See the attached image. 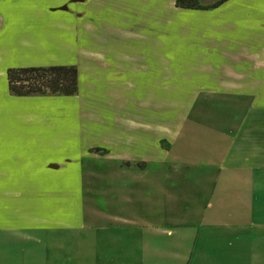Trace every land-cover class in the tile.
<instances>
[{
	"label": "crops",
	"instance_id": "1",
	"mask_svg": "<svg viewBox=\"0 0 264 264\" xmlns=\"http://www.w3.org/2000/svg\"><path fill=\"white\" fill-rule=\"evenodd\" d=\"M37 1L30 25L72 58L0 47L27 102L4 120L45 149L0 164V264H264V0ZM52 64L76 67V93L9 91L8 67ZM184 164L204 167L194 191Z\"/></svg>",
	"mask_w": 264,
	"mask_h": 264
},
{
	"label": "rangeland",
	"instance_id": "2",
	"mask_svg": "<svg viewBox=\"0 0 264 264\" xmlns=\"http://www.w3.org/2000/svg\"><path fill=\"white\" fill-rule=\"evenodd\" d=\"M1 1V0H0ZM5 2L4 5H0L2 10L6 13V29L0 30V47H4L5 50L8 51V54L5 57V61L8 60V62H14V61H21L24 63H28L30 61L32 62H58V60H61L60 58H65L66 62H71V54L66 53L62 54L61 52H58V45L55 43H51L49 41H45L44 37L41 39L40 29H41V23H37L32 28V25H30L29 20L26 18V14L24 12L25 8H34L36 5V2L39 3L37 0H3ZM197 4L201 5H207L210 3V0H195ZM13 6V7H12ZM16 20V21H15ZM10 21L12 23H10ZM15 21V22H14ZM16 27H10V24H13ZM27 33H34L37 36L40 37L41 42L44 44V49H40L38 51L37 49L31 50L28 48L20 47L18 44L15 46L14 44V38H19L23 34ZM22 48V49H21ZM1 57V56H0ZM7 64H2L0 69V77L4 76L3 68ZM9 94V92L6 89L4 80H0V164H3L5 166L10 165V161L12 159L18 158L20 155L22 156H40L41 153L45 150L44 147L38 143L35 142V138H28V135H15L13 128H10V126L5 122L4 119H8V115L10 113V107H21L22 105L25 106L27 102L21 103L19 100L12 99ZM13 97V96H12ZM65 102V101H64ZM68 105L67 102L63 103L62 105ZM34 105L36 107L43 106V102L41 100H35ZM57 106V104H54ZM59 105V104H58ZM2 124V126H1ZM206 122L200 125H191V129L194 127H197L199 129H205L206 128ZM20 128H24V126H20ZM58 129H55L49 135L56 134ZM17 132V131H16ZM19 133V132H18ZM30 139V141H29ZM199 140L195 137H193V140ZM26 140V141H25ZM206 141V140H203ZM207 144L209 143V139H207ZM221 142V141H220ZM218 142V143H220ZM217 143V144H218ZM188 156L193 157L194 159H200L201 155L196 153V151L193 152V148H189V152L187 153ZM216 155L214 159H216ZM177 169L178 171L187 173L186 175H179L178 177V183L176 186L180 187H188L191 188L193 191L195 190V185L190 183L195 179V177H200V173L204 169L203 166L198 165V167H193L191 169H186L185 164L179 165ZM214 170V169H209ZM9 171L7 169H1L0 168V175H7ZM187 181V182H185ZM6 246V245H5Z\"/></svg>",
	"mask_w": 264,
	"mask_h": 264
},
{
	"label": "trees",
	"instance_id": "3",
	"mask_svg": "<svg viewBox=\"0 0 264 264\" xmlns=\"http://www.w3.org/2000/svg\"><path fill=\"white\" fill-rule=\"evenodd\" d=\"M176 4L182 7L209 5L197 4L195 0H176ZM6 77L9 91L17 95H70L77 91V69L72 64L12 66L6 69Z\"/></svg>",
	"mask_w": 264,
	"mask_h": 264
}]
</instances>
